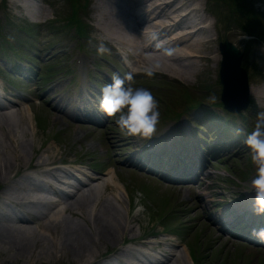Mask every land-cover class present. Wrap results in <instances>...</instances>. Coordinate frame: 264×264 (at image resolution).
<instances>
[{
  "label": "rangeland",
  "instance_id": "rangeland-1",
  "mask_svg": "<svg viewBox=\"0 0 264 264\" xmlns=\"http://www.w3.org/2000/svg\"><path fill=\"white\" fill-rule=\"evenodd\" d=\"M23 1L28 4L31 3V0ZM198 1L196 3L199 6L202 7L204 4L205 9L209 11L211 0ZM79 2L83 5V8L76 14V18L86 26L84 35L78 33L76 25H67V17L71 14L72 9L67 0H34V3L30 4L29 10L19 5H13L8 0H0V40L3 42L2 46L5 47V44H7L12 51L8 55L0 53V67L5 70L6 61L11 62L14 68L19 66L17 61L28 65L29 68L32 67L30 68L28 81L15 74H4L3 81H9L10 83L2 82V85H0L6 92L12 95H22L25 98L19 101L21 103L19 113L16 114L17 110L15 111V109L11 112L13 114L10 116V121L16 125L18 124V127L11 133V137L14 138L15 142L10 139L7 140L10 150L13 151L14 148L18 150L24 139L29 145L28 148L26 147L28 149L26 150L27 157H24V159L26 158V164L29 160L31 163L36 162L40 157L48 161H55V165L62 162H79L82 160L83 163L95 168L96 172L103 173L98 176L101 180L103 178L102 181L106 186L104 187V184H102L101 188L96 189L97 194L94 192L89 196L92 201L89 199L85 209L89 208L87 212H90L101 203L117 208L120 211L122 223L126 227L124 237L127 245L133 243L131 238L134 236L136 237L135 242L139 243L141 237L149 232H162L160 224L157 226L156 223L164 218L168 225L170 224L166 232L175 231L173 233L176 235L174 244L184 243L186 247L191 246L195 251L191 256L197 257L199 264H264V247L248 248L246 245L238 247L233 243L226 244L219 241L222 240V235L225 232H221L222 235L218 236V240L215 236L217 234L203 229L202 224L205 222L201 220L208 214L204 210L205 206L209 207L216 216L225 208L222 206V202L229 196L239 194L244 184L254 176L255 167L251 163L248 151L238 145L228 147L222 156H225L226 159V156L233 154V157H229L223 163L217 159L208 161L209 166L205 173L209 172V175L203 187L187 185L186 187L190 188L189 191H180L177 189L181 185L180 182L165 184L158 177L148 174L147 171L150 170L152 163L145 161V158L142 160L146 162L144 169L136 170V172L131 168L124 169L120 163H115V158L112 156L113 152L110 149L111 145H119L117 151L122 154H120L118 160L121 159V161L141 152L143 149L142 146H139L140 143H133L135 137L125 136L120 132L113 118L102 119V126L75 125L65 117L66 114L57 112L56 108L51 109V104H49L53 99L57 100L58 97L56 96H60L62 105L70 101V106L75 108L76 103L74 100L82 96L83 86L99 97L101 88L105 84L111 83V80L107 78L108 75L111 77L113 74L123 76L130 71L133 72L132 86L149 89L159 102L161 114L168 109L166 108L167 95L172 92V87H168L167 91L156 88L158 82L163 79L167 83L177 82L190 89L193 98L203 100V96L206 97V92L200 93L204 91L200 85L205 83L209 84L208 90L218 95L220 86L217 78L221 61L218 44L227 39L228 42L236 45L245 54L246 60H244L247 63L245 68L249 84H254V89L259 92L258 95H252L249 108L243 111L246 118L244 125L248 129H252L257 114L264 111V0H247L245 3L247 2L248 5L242 3L246 10L249 9L250 14L261 15L257 32L258 35L261 32V40H252L247 43L249 38L244 36L243 31L239 29L240 25L229 17L230 10L233 9L223 3V0H215L216 5L213 8L216 6L218 13L211 14V25L209 27V30L213 32L212 41L200 47V54L207 57L192 61L178 59L175 70L181 72L178 69L180 68L186 72L184 75H180L183 73L173 74L162 68L164 72H157L152 78L141 76L144 74H138L139 70L134 67V63L143 68L146 62L142 58H137L131 48L124 46L120 48L127 49V51H121L125 54L128 52V57H134L122 61L121 57L115 53L107 42L110 39L103 35L100 29L102 28L114 36L117 34V28H111L109 25L115 20L120 24V29L133 24L130 13L136 12L134 2L132 0H112L113 3L106 0H79ZM116 2L119 3V6L115 5ZM121 6L124 9H121ZM19 7L25 10L30 17ZM121 10H127L129 15H123ZM103 14L106 16L103 17ZM241 17L243 20L240 23H244L246 17ZM124 21L125 25L123 26L122 22ZM193 21L188 22V25H192ZM23 23L33 28V31L29 30L31 37L17 30V26ZM120 29L117 31H120ZM190 30L192 31V28ZM241 36L246 38H241ZM130 37L142 47L140 36L136 35L135 37L132 35ZM100 43H103L110 50L102 57L96 53V46ZM124 53L121 54L126 58ZM143 55H147V53H143ZM215 55L219 57V60ZM77 61L84 65V69L89 71L90 79L95 76L96 81L93 82V89L89 87L88 79L75 78L74 67L78 66ZM165 62L167 64L172 63L167 60ZM20 73L23 74L22 71ZM97 86L99 89H96ZM209 95L206 100L204 99L203 109L210 107L217 113L216 115L220 114V117H223V112L213 105L217 100L210 103L211 96ZM181 109H172L171 115L169 114L170 118L178 115L177 112H181ZM184 114L196 123V116L199 113L190 110ZM235 118L237 120L234 124L243 125V121L239 119L238 115ZM164 120L168 121L169 119L166 117ZM166 124L167 122L162 124L163 128ZM217 131V127H214L212 131L205 130L199 133L200 139L208 141L211 137L217 136L215 137V143H217L224 138V135ZM30 171L27 170L26 173ZM225 171L229 172L231 176H228ZM220 172L224 175H221ZM157 173L161 174L160 171ZM20 176L21 174L17 176V182L20 180ZM4 189L5 186L0 183V196ZM198 196H203L205 201L199 203ZM57 199L55 196L53 201ZM196 205L199 206V209L197 208L194 211L193 208ZM39 206L40 210L36 209V211L40 213L51 214L53 212L45 205L43 207L42 205ZM0 207L2 208H0V223L14 230L13 226L16 222H13V219L22 215L17 210L7 209L1 203ZM137 207H142V211L136 213ZM59 208H64V206H59ZM59 208L58 210H60ZM2 210L10 215L9 219L1 216ZM60 211L59 219H66L71 222L80 221L82 226L88 227L87 219H80L78 215L74 214L73 211H78V208L76 210L63 209V211ZM13 213H16V216H13ZM29 215L32 219L28 229L31 232L30 237L34 239L33 237L36 236L35 239L40 238V241L35 240L32 242L29 253L20 258L15 255L10 245L0 243V264H83L84 260L80 261L79 258H75L69 253L65 254L63 251H58V245L52 241L51 236L46 237L48 234L46 230H43L46 228V226L41 225L43 222L37 220L35 215ZM130 228L133 229L131 233L128 232ZM55 236L59 237L57 233L52 237ZM42 239L44 241H41ZM122 244L115 245L121 246ZM115 245L103 244V247L97 246L94 248L93 254L95 253L96 256L102 255L101 257H103L113 252ZM176 246L178 247V244ZM44 248L49 250V253L50 251L54 252L55 256L49 257V253L43 251ZM155 249H159L160 252L163 251V248ZM183 249V247H180L177 250V258L183 252ZM40 252L43 254L38 256ZM154 254L160 256L155 252ZM188 256L187 250H184V254L181 253L179 259L180 264H196V261L192 262Z\"/></svg>",
  "mask_w": 264,
  "mask_h": 264
},
{
  "label": "bare ground",
  "instance_id": "bare-ground-1",
  "mask_svg": "<svg viewBox=\"0 0 264 264\" xmlns=\"http://www.w3.org/2000/svg\"><path fill=\"white\" fill-rule=\"evenodd\" d=\"M9 1L11 4L19 5L26 10H29L31 6L28 3H24L23 0ZM106 1L112 2V0ZM132 1L136 8L135 13H130L133 24H129L126 28L123 27L120 29V24L115 20L109 25L111 28H117V34L114 36L110 34V32L100 28L103 35L115 42L113 43L115 44L114 46H118V48H122L123 46L131 48L134 50L136 57L142 58L144 62H147V58L160 59L163 62H161L162 68L177 75L179 73H183L180 75L186 73L180 68L178 69L181 72L175 70L178 59L192 61L196 59L202 60L207 57L203 56L204 54H200V47H203L206 43L208 44L211 41V34L213 32L211 33L207 28H200L198 26L201 21L205 19L204 16L200 15L201 12L202 14L205 12L201 5L199 6L200 8L193 7L196 2H199L198 0H173L172 3H163L161 0ZM115 5L119 6V3L116 2ZM182 7L188 8L189 11V14L185 17L177 13ZM121 9L124 8L121 6ZM169 10H171L172 13L176 12L174 16H171V18H173L172 20H170L167 14ZM121 12L125 16L129 15L127 10H121ZM105 16L106 15L103 14V17ZM180 16L182 17L181 19L179 18ZM191 19L194 20L192 22V26L195 28L193 32H188L180 36L175 35L174 37L171 36V39L169 38L175 31L187 27ZM119 29L120 31H117ZM153 31L159 32L161 34L160 38L174 47L175 53L172 57L160 58L158 52L151 47L150 41L147 42L149 34ZM132 35L135 37L136 35L140 36L141 44L145 41L147 43L146 47H141L139 44H136L130 37ZM143 53H147V55H143ZM165 60L172 63L167 64ZM162 68L161 71L163 70ZM253 85L250 86L249 90L251 96L259 94V92L254 89ZM59 106L57 102L55 110L59 113L66 114L64 112L66 111L65 108L62 106L60 108ZM19 107V102H11L7 106H0V183L5 186L4 192L0 196V203L5 205L7 209L17 210L22 215L21 217L13 219V222H16L13 226L14 230L0 223V243L10 245V248L14 250L15 255L19 258L29 253L32 242L36 240V236L33 237L34 239L30 237L31 232L28 230L30 228V220H32L29 214H33L37 220L43 222L41 224L42 226H46V228L43 229L46 230L48 234L46 237L51 236L50 238H52V241L58 245V251H63L65 254L69 253L75 258H79L80 261L84 260L83 264H180L179 259L181 253L178 255L179 258H177V246L172 242L151 243L145 241L137 243L135 242L136 237L134 236L131 238L133 243L127 245L124 237L126 227L122 223L121 214L117 208L101 203L94 207V209L91 205L93 210L87 212L89 208L85 209V205L89 203V196L92 195L97 188L103 186V178L101 180L100 177H85V181L74 179L72 183L63 185L64 188L61 189L53 187L43 178L52 177V172L55 168L49 167H56L55 161H48L40 157L36 162L31 163L29 160L31 158L28 156L29 159H27L29 161L26 164V158L24 159V157H27L26 150L28 149H26V147L28 148L29 145L24 139L22 142L20 141L21 144L18 150L14 148V150L11 151L7 145V140L10 139L14 141V138L12 139L11 137V133L16 130L18 124L16 125L10 121V116L13 114L11 113L13 109H15V111L17 110L16 114L19 113ZM70 115L76 120L86 119V117L80 114L71 113ZM117 146L118 145L114 144L110 146L113 154H116ZM27 170H31L32 174L26 173ZM19 174H21V176L19 177L20 180L17 182L16 178ZM105 186L104 184V187ZM55 196L58 199L53 201L51 197ZM93 197L95 198V196ZM39 205H42V207L45 205L53 212L51 214L40 213L36 211V209L40 210ZM59 206H64V208H59ZM58 208L62 211L63 209L76 210V208H78V211H73L75 212L74 214L78 215L80 219H87L88 227L82 226L80 221L71 222L66 219H59L58 215L61 211L58 210ZM237 212H240V210H237ZM1 216L7 219L10 218V215L7 212L5 213L4 210L1 211ZM227 223L224 219L220 218L218 223L221 225L220 232L230 233V222L227 221ZM132 230L133 229L130 228L128 232L131 233ZM56 233L59 237H52ZM36 241H40V238H37ZM41 241L44 240L42 239ZM118 243L123 244L121 246H116L115 244ZM103 244H114L116 247L113 252L103 257H101L102 255L96 256L95 253L93 254L94 248L97 246L103 247ZM140 247H144L149 251L143 253ZM155 248H163V251L158 253L160 255L159 257L154 254ZM45 249L46 248H44L43 251L49 253V250ZM150 251L152 254H150ZM53 253L50 251V255L48 254V256H55V253ZM41 254L43 253L40 252L38 256Z\"/></svg>",
  "mask_w": 264,
  "mask_h": 264
},
{
  "label": "clouds",
  "instance_id": "clouds-1",
  "mask_svg": "<svg viewBox=\"0 0 264 264\" xmlns=\"http://www.w3.org/2000/svg\"><path fill=\"white\" fill-rule=\"evenodd\" d=\"M160 37L159 32L153 31L149 34V41L154 42L159 57H172L175 53L174 47ZM109 51L103 43L96 46L98 56L102 57ZM161 68L160 59L147 58L142 71L146 77L152 78ZM132 81V71L123 76L113 74L111 83L101 88L98 111L105 117L113 118L123 135L149 140L155 135L160 122L159 102L149 89L135 88ZM215 100L213 95L209 102L214 103ZM237 134H240L239 129ZM242 143L249 150L248 155L255 167V174L245 183L244 190L254 193V213L258 216L264 215V111L257 114L252 130L244 136ZM141 211L142 207H137L136 213ZM251 235L264 242V227L252 229Z\"/></svg>",
  "mask_w": 264,
  "mask_h": 264
},
{
  "label": "water",
  "instance_id": "water-1",
  "mask_svg": "<svg viewBox=\"0 0 264 264\" xmlns=\"http://www.w3.org/2000/svg\"><path fill=\"white\" fill-rule=\"evenodd\" d=\"M220 50L223 56L220 78L225 86L223 101L229 103L239 98L244 100L245 107L248 87L245 72L239 69L242 54L228 42L220 45Z\"/></svg>",
  "mask_w": 264,
  "mask_h": 264
},
{
  "label": "trees",
  "instance_id": "trees-1",
  "mask_svg": "<svg viewBox=\"0 0 264 264\" xmlns=\"http://www.w3.org/2000/svg\"><path fill=\"white\" fill-rule=\"evenodd\" d=\"M223 1H225V3H227L231 7V9H233V11H232L233 13L239 12V14H245V15L248 13L247 11L242 12L244 10V7L240 3V1H242V0H223ZM68 2H69V4L72 7V14L69 17V21L71 22V24H76L77 27H79L80 24H79V22L76 19L77 8L80 7L79 0H68ZM251 20H253L252 23H248V24H250L249 27L253 30L256 27L257 17L256 16L254 17V15L251 14ZM82 31H83V28L80 26L79 27V32L81 34H82ZM177 92L179 94H181L179 91H177Z\"/></svg>",
  "mask_w": 264,
  "mask_h": 264
}]
</instances>
